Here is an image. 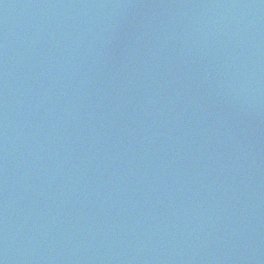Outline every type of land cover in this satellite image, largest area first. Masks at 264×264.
I'll list each match as a JSON object with an SVG mask.
<instances>
[{"label":"water","instance_id":"95a60500","mask_svg":"<svg viewBox=\"0 0 264 264\" xmlns=\"http://www.w3.org/2000/svg\"><path fill=\"white\" fill-rule=\"evenodd\" d=\"M109 2L113 9L107 8L110 6ZM109 2L83 0L81 4L73 3L66 5L57 1H48L45 4L50 8L56 7L63 11V13L58 14L60 17L57 18L56 23L62 29L66 28L67 31L65 34L67 35L68 42L73 39L77 41L82 40L87 33L93 30L89 37L86 35L88 42L84 49L87 55L75 70L77 72L75 73L76 76L78 74H83L84 76L92 75L98 65L101 67V71L109 68L108 70L112 72L113 67L111 65H114L119 58L126 62L132 57L135 63H132L131 59L128 71L125 72L132 77H125L124 82L136 83L135 90H138L136 92L137 94L143 95L145 93L147 95L150 91H146L147 89L152 86L158 87L159 84L156 80L160 78L168 79L169 86L174 87L176 91L167 95L168 101L170 102L167 106H163L159 98L145 102V96L143 95L137 100H131L133 102L126 103V107L144 106L145 103H148L150 106L158 109L161 120L165 122L169 121V118L174 114L183 112L184 119H190L186 126L189 130L194 127L192 120L200 117V114L186 112L184 107L194 106L195 100H198L202 106H207V102L205 101L206 95L201 97V93L203 89H207V85L213 80L208 77L207 69L210 63L215 65L221 61H228L232 58L231 52L238 53V50H243L237 57H241L240 59L244 61L242 65L244 67L248 63H254L253 56L249 58V54L255 52L254 55H260L264 49V0H171L170 2L166 0H109ZM134 4L140 7V9L134 10ZM68 6L70 8L67 13L66 7ZM101 13H104L107 19L103 20ZM125 17H127L131 24L138 23L135 26L139 29L141 28L144 33L148 34L152 41L149 44L146 41H140L137 36L141 38L142 36L135 30L118 33L111 29V25L120 23ZM61 35L62 32L60 33ZM136 49L139 50L138 53H135ZM124 62L123 64H125ZM66 63H69V61L67 60ZM143 63H147L146 67H144L145 65ZM163 68L165 69L163 70ZM9 71V69L5 70L1 75H10ZM147 73H150V76L147 79L146 85H141ZM263 74L264 70H257L255 73L258 77H261ZM248 76L250 77V74ZM235 79L240 80L241 76ZM133 80L135 82H132ZM116 85L120 86V84L114 83V86ZM72 86L76 88L75 83ZM255 88H250L246 91L254 93ZM30 90L33 92L36 91L34 87H31ZM7 91L12 95L13 91L11 88L7 87ZM32 94L29 95V98H31ZM119 94L120 92L117 95ZM78 95L83 100L89 98L85 90H79ZM109 95L112 94L109 93ZM196 95L198 96L197 98H195ZM259 95L260 98L258 100L253 99L251 103L247 101V106H237V109L242 107L249 111L248 114L241 115L240 119L242 120L240 122L242 124L237 127L238 131L252 124L253 121L261 122L264 128V91ZM180 96L183 98L180 101H175ZM120 97L122 100H130L125 98L124 95ZM215 99L218 100L217 95H215ZM241 99L244 98L241 97ZM62 100H64V97ZM260 102H263L261 106H254L255 103ZM236 104L239 105L240 103L236 102ZM35 105L36 103L29 105V111L26 112L19 124V131H22L24 127L31 124L35 128L33 135L42 132V123L40 120L36 122L34 120ZM118 105L116 100H113L108 101L107 105L99 104L98 106H107L110 112H117ZM215 105L221 108L226 106L222 102L221 104L217 103ZM18 109V107L15 109L5 107L4 113L0 114V127L9 123L18 113ZM76 113H78L77 110ZM41 116H47V110L41 111ZM52 126L54 129H60L58 134L63 135L62 128H64V125L58 126L56 121H54ZM93 127V123H88L86 129ZM225 128H227V125H225ZM227 132H233L234 139L237 140L239 133L235 129L233 131L227 130ZM92 133V130L88 132V140L92 138ZM240 135H242L243 139L238 144L237 153L241 152L250 143V138L252 140H258L262 137L259 136L261 134L255 129H250V133L243 130ZM48 138L49 134L46 131L43 139L47 141ZM26 139L20 138L17 149L12 147L10 154L11 160L16 161L19 166L24 165V163L28 164L31 161H36V166L41 172H44L43 175L47 178L48 171L45 172V168L52 167L49 157L39 158V160L35 158V153H33L35 150L34 145L30 144ZM89 142L90 148H93V141L89 140ZM66 147L68 151L71 150L70 146ZM256 148L255 146L254 150ZM7 149V143L3 139V136L0 135V155L6 158L8 155ZM258 149H262V144L258 146ZM51 154H55L54 149L51 151ZM251 159L254 160V157H251ZM1 161L0 245H3L1 247L3 250L0 251V264H16L21 254L25 257L23 264H32L31 258L33 257L38 262L39 255L35 252V247H23L21 243L24 237H22L21 228L18 227L22 223V220L20 221L19 219L23 218V213L26 215V211L29 209L28 202L34 206L39 204L41 213L45 211L51 214L56 212L66 213V207L58 205V209L55 211V207L47 203L49 201L37 202L36 199L39 200L38 197L34 196L32 200L24 197L22 189L14 184V181L8 177L7 172H3L2 170L13 171V166L4 159ZM8 167L11 168L7 170ZM1 174L3 176L4 174L6 175L3 177ZM260 175L257 172L251 178L254 180L253 184L256 183L258 185L257 182L260 180ZM79 176L84 177L81 173H79ZM71 179L65 178V181H61L63 184L60 183L62 185L60 194L68 200V188ZM228 180L225 173H220L216 177V182L209 183L208 185L216 191L220 189L221 184L227 183ZM32 181L33 177L30 176L27 180L29 186L27 189H31L30 185ZM144 181H146V177ZM110 182V177H103L102 184L98 188ZM231 187H235V185L233 184ZM78 193L79 197L83 200L84 195L81 192ZM246 194L247 191H243L244 197ZM256 203L258 204V196H256ZM23 219L25 220L26 216ZM207 241L208 237L205 235L201 238L199 244L203 247ZM55 254L57 255V259L54 258L52 264H66L67 261L65 258H60L57 252ZM195 259L190 264L196 262ZM88 261L91 264H95L94 258H90ZM175 263L176 260L174 261ZM164 264H171V262Z\"/></svg>","mask_w":264,"mask_h":264}]
</instances>
